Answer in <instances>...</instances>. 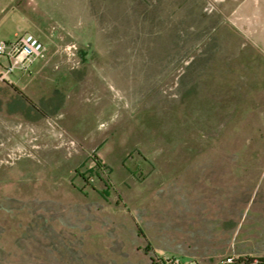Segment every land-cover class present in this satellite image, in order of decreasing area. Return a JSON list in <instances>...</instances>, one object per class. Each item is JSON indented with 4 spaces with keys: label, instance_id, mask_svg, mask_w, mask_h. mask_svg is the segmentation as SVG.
Here are the masks:
<instances>
[{
    "label": "rangeland",
    "instance_id": "obj_1",
    "mask_svg": "<svg viewBox=\"0 0 264 264\" xmlns=\"http://www.w3.org/2000/svg\"><path fill=\"white\" fill-rule=\"evenodd\" d=\"M28 34L30 71L0 56V224L106 227L57 264L264 257V0H0V40Z\"/></svg>",
    "mask_w": 264,
    "mask_h": 264
},
{
    "label": "crops",
    "instance_id": "obj_2",
    "mask_svg": "<svg viewBox=\"0 0 264 264\" xmlns=\"http://www.w3.org/2000/svg\"><path fill=\"white\" fill-rule=\"evenodd\" d=\"M101 232H106L105 226L76 223L0 224V254L3 252L2 254L17 257L19 260L26 249H31L27 255L35 257L38 264H57L59 261L43 256L44 253L57 254L61 243L67 248L83 250L93 242L105 241L107 236ZM43 249L48 251L44 252ZM75 258L71 256L72 264H81L74 261Z\"/></svg>",
    "mask_w": 264,
    "mask_h": 264
},
{
    "label": "built area",
    "instance_id": "obj_3",
    "mask_svg": "<svg viewBox=\"0 0 264 264\" xmlns=\"http://www.w3.org/2000/svg\"><path fill=\"white\" fill-rule=\"evenodd\" d=\"M45 49L44 43L31 34L16 41L0 40V56L8 62V73L13 72L15 68L22 72L30 71L36 61L44 57Z\"/></svg>",
    "mask_w": 264,
    "mask_h": 264
},
{
    "label": "trees",
    "instance_id": "obj_4",
    "mask_svg": "<svg viewBox=\"0 0 264 264\" xmlns=\"http://www.w3.org/2000/svg\"><path fill=\"white\" fill-rule=\"evenodd\" d=\"M17 90L18 87H15ZM21 92V91H19ZM96 159L98 160V163H100V160L96 157ZM163 261L164 264H168L167 260L165 259H161ZM236 261L238 262L237 264H264V257H248V258H239L236 259ZM198 264V263H196Z\"/></svg>",
    "mask_w": 264,
    "mask_h": 264
}]
</instances>
